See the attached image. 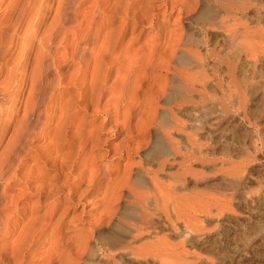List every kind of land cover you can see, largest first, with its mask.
Listing matches in <instances>:
<instances>
[{"label": "bare ground", "instance_id": "6f19581e", "mask_svg": "<svg viewBox=\"0 0 264 264\" xmlns=\"http://www.w3.org/2000/svg\"><path fill=\"white\" fill-rule=\"evenodd\" d=\"M246 3L0 0V264H185L198 136L259 85Z\"/></svg>", "mask_w": 264, "mask_h": 264}, {"label": "rangeland", "instance_id": "374dc122", "mask_svg": "<svg viewBox=\"0 0 264 264\" xmlns=\"http://www.w3.org/2000/svg\"><path fill=\"white\" fill-rule=\"evenodd\" d=\"M248 2L251 4L245 0L243 13L247 19L243 20L246 22L244 29L256 33L254 31L253 39L249 36L246 37L248 40L242 39L247 44L243 43L241 77L245 74L243 78L250 79L249 69L256 60L259 85L253 91L245 89L240 100L234 90L229 92L225 88L227 107L214 109L206 117L214 125L198 136L202 143L206 139L213 145L210 150L216 152L213 153V163L194 166L199 177L190 183L204 202L199 198L193 231L185 228L180 220L177 232H170V241H184L182 250L191 253L185 264H264V0ZM175 14L174 11L169 14L170 23L176 19ZM182 25L188 27L186 23ZM215 33L212 35L213 44L216 40L224 43V33ZM212 89L213 95L221 96L217 88ZM198 116L196 118L201 117ZM123 159L121 157L120 161ZM204 192H208L205 193L208 196ZM128 258L127 264H140L139 260Z\"/></svg>", "mask_w": 264, "mask_h": 264}]
</instances>
